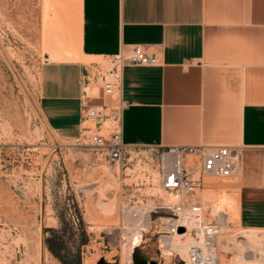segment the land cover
Wrapping results in <instances>:
<instances>
[{"label": "crops", "instance_id": "obj_1", "mask_svg": "<svg viewBox=\"0 0 264 264\" xmlns=\"http://www.w3.org/2000/svg\"><path fill=\"white\" fill-rule=\"evenodd\" d=\"M41 1L45 25H53L57 41L64 39L72 56L52 55L43 33L47 51L40 94L54 132L64 137L78 134L81 75L88 64L141 46L158 63L123 69L124 156L152 154L167 146H237L238 169L231 176L238 198L237 205L232 203L237 208L235 222L264 230V0ZM88 93L90 105L109 109L118 102L94 87ZM183 162L195 167L201 156L187 153ZM211 187L202 178L198 190ZM188 198L203 205L196 193ZM152 227L153 236L156 218H150L142 238ZM142 238L131 259H148L134 251L150 239ZM156 242L163 257L159 237ZM155 262L172 263L171 258Z\"/></svg>", "mask_w": 264, "mask_h": 264}, {"label": "rangeland", "instance_id": "obj_2", "mask_svg": "<svg viewBox=\"0 0 264 264\" xmlns=\"http://www.w3.org/2000/svg\"><path fill=\"white\" fill-rule=\"evenodd\" d=\"M43 11L41 0H0V264H78V259L80 264H132L133 248L146 230H130L141 220L132 209L150 206L155 220L166 210L156 207L177 197L158 183L156 152H129L112 165L104 155L75 145L79 131L68 137L54 132L43 114L40 72L47 51L44 40L48 44L56 30L45 25ZM66 52L51 53L72 58ZM203 179L212 186L196 191L203 203V224L220 219L223 211L231 219L219 225L221 233L213 241L220 262L264 264L243 260L239 242L258 229L235 222L237 211L230 205L238 204L231 186L235 178ZM153 230L134 251L179 264L184 254L167 248L163 238L160 257ZM263 231L258 238H264Z\"/></svg>", "mask_w": 264, "mask_h": 264}, {"label": "built area", "instance_id": "obj_3", "mask_svg": "<svg viewBox=\"0 0 264 264\" xmlns=\"http://www.w3.org/2000/svg\"><path fill=\"white\" fill-rule=\"evenodd\" d=\"M156 56L150 55L141 46L126 51H118L103 56L99 61L88 64L81 75L82 91L79 137L75 145L87 148L93 155H104L109 164L123 160L125 145L122 141V111L125 107L121 99L123 69L129 65H156ZM94 87L105 96L118 102L108 109L105 105H90L88 89ZM157 173L160 187L171 192L177 200L157 206L166 209L158 215L157 235L166 238L189 232L193 240L186 248L181 264H219L214 238L221 233L220 219L203 224V205L188 196L196 193L204 177H231L238 169L240 149L237 146H167L156 151ZM195 153L201 156V163L188 167L183 156ZM182 227L183 230L179 231ZM173 250L169 252L171 255Z\"/></svg>", "mask_w": 264, "mask_h": 264}, {"label": "bare ground", "instance_id": "obj_4", "mask_svg": "<svg viewBox=\"0 0 264 264\" xmlns=\"http://www.w3.org/2000/svg\"><path fill=\"white\" fill-rule=\"evenodd\" d=\"M57 37L58 36L56 34H52L48 38V44H51V47H52L51 52L54 54H63V53L66 54L67 53L66 51L68 50V48H67V45L62 42L64 39L57 41ZM67 55H69V54H67ZM167 204H170V202H167ZM230 205L232 206L231 207L232 211L233 210L237 211V208L234 204L231 203ZM146 207L140 205V206H136L132 209V210H135L134 213L138 214L141 220H140L138 225L136 224L132 228H130L131 231H133L135 233H141V231H142L141 228L147 230L148 226H150V214H149V210H148V208L150 206H148V208H146ZM125 209H126V207H125ZM132 210H130L129 212H131ZM230 220L231 219H230L229 214H227L224 211L221 212V214H220L221 224L226 225ZM259 231L258 230H250L249 233L247 234V236L243 237L244 240L239 242L240 245L243 247L244 253H245V254H243L244 255L243 260H249V261L250 260H254V261L255 260H262V261H264V246H259V244L264 243V238L263 237L258 238L257 233ZM141 238H142V236H141ZM192 240H193V235L191 233L187 232L184 235L176 234V235L169 236L166 238L164 237L163 238V244L167 248H173L174 251H176V252L180 251L185 255L186 248L189 245V243L192 242ZM224 257H225V255H224ZM236 258H238V257H236ZM241 259H239V260H241ZM219 264H222V262H220V260H219Z\"/></svg>", "mask_w": 264, "mask_h": 264}, {"label": "water", "instance_id": "obj_5", "mask_svg": "<svg viewBox=\"0 0 264 264\" xmlns=\"http://www.w3.org/2000/svg\"><path fill=\"white\" fill-rule=\"evenodd\" d=\"M182 230L183 228L180 227L179 231H182ZM96 264H108V263H106L104 260H99ZM132 264H157V263L152 259L148 260L145 257L139 258V257L134 256L132 258ZM179 264H181V262H179Z\"/></svg>", "mask_w": 264, "mask_h": 264}, {"label": "trees", "instance_id": "obj_6", "mask_svg": "<svg viewBox=\"0 0 264 264\" xmlns=\"http://www.w3.org/2000/svg\"><path fill=\"white\" fill-rule=\"evenodd\" d=\"M62 263L63 264H68V263H66V262H64V261H62ZM78 264H80V259H78V262H77Z\"/></svg>", "mask_w": 264, "mask_h": 264}]
</instances>
